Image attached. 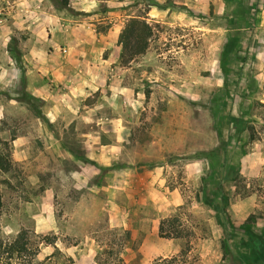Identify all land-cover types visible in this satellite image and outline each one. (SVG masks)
Returning <instances> with one entry per match:
<instances>
[{
  "label": "rangeland",
  "instance_id": "374dc122",
  "mask_svg": "<svg viewBox=\"0 0 264 264\" xmlns=\"http://www.w3.org/2000/svg\"><path fill=\"white\" fill-rule=\"evenodd\" d=\"M30 1L0 0V17L30 14ZM48 1L61 14H87L72 8L76 0ZM123 1L96 0L92 14H145L146 7ZM245 16L238 23L214 19L212 31L151 22L149 46L134 56L131 71L124 72L130 53L121 56L117 71L141 102L131 114V156L155 167L159 189L181 196L178 207L165 199L164 211L141 213L131 212L126 191L108 207L106 190L83 186L75 175L84 168L77 159L87 161L81 147L47 146L48 121L23 70L30 35H12L0 48V64L14 61L22 70L6 68L0 77V264H250L256 258L246 230L264 240V26L255 25L256 14ZM225 25L240 29L227 32ZM150 214L171 217L165 230L180 237L140 253L153 229ZM21 233L26 249L18 254L12 243ZM163 248L175 252L156 254Z\"/></svg>",
  "mask_w": 264,
  "mask_h": 264
},
{
  "label": "crops",
  "instance_id": "0c3cea01",
  "mask_svg": "<svg viewBox=\"0 0 264 264\" xmlns=\"http://www.w3.org/2000/svg\"><path fill=\"white\" fill-rule=\"evenodd\" d=\"M95 1L76 0L72 8L87 14L69 15L53 9L48 0H32L28 5L30 14L0 17L3 20L0 48L4 49L16 32L28 31L29 47L24 55L23 70L28 92L42 102L41 111L48 121L44 126V140L51 147L82 148L87 161L77 159L84 168L75 171V175L84 187L106 190L108 207L118 205V193L126 191L131 212L141 213L146 207L164 211L165 201L169 199L178 207L179 191L165 185L164 189H159L158 179L152 172L155 167L131 156V114L139 110L134 105L141 102L134 99L121 71H117L123 53L120 34L133 19L212 31L214 19H219L220 23L224 20L226 24L244 14H256L255 25L262 28L264 0H184L182 4L175 0H124L125 7H146L145 14H92ZM238 29L225 25L227 32ZM22 42L26 41L22 39ZM133 61L124 66L125 73L132 70ZM0 67H3L0 77L6 68L9 74L22 70L16 68L14 61ZM150 217L153 229L142 240L140 253L151 252L152 242L164 243V239L177 241L178 238L160 235L162 220L168 216L156 219L150 214ZM163 251L165 248L156 254L166 258L175 252L174 249Z\"/></svg>",
  "mask_w": 264,
  "mask_h": 264
},
{
  "label": "trees",
  "instance_id": "16d2710c",
  "mask_svg": "<svg viewBox=\"0 0 264 264\" xmlns=\"http://www.w3.org/2000/svg\"><path fill=\"white\" fill-rule=\"evenodd\" d=\"M53 3L56 2V0H52ZM65 8L68 7V2H65L64 5ZM245 15V14H244ZM247 18V16H244ZM243 19L242 18H237L235 19V22L238 23L239 20ZM136 24H140L139 28L138 26L135 27ZM240 28L239 26H237ZM152 35V28L149 23H147L145 20H138V19H133L131 20L124 30L122 31L120 35V41L123 46V54L122 58L125 57L127 53H130V59L132 60L134 56L143 54L148 46H149V40ZM236 37H238V34H236ZM225 61L222 62V69H225L226 67ZM31 99L33 101H39L36 97L32 96L29 94ZM40 102V101H39ZM3 162L0 161V167H3ZM3 205V200H2V194H1V188H0V208ZM172 218L168 217L164 220H162L161 227H160V235L165 238H170V237H180L179 232H172V231H166L165 230V225L168 223L170 225V221ZM175 225V224H174ZM173 224H171L170 228H174ZM246 234L248 237H250V244L252 246V249L254 248L255 251H257V256L256 258L250 257L249 261L250 264H264V240L260 239L259 237L256 236L253 232L250 230H246ZM20 237H23V233L19 235L17 239H15L14 243H12V250H15L19 253H22L21 251L25 250L26 248L24 247V241L20 239Z\"/></svg>",
  "mask_w": 264,
  "mask_h": 264
}]
</instances>
